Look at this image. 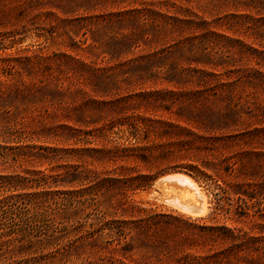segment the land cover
<instances>
[{
    "label": "rangeland",
    "instance_id": "1",
    "mask_svg": "<svg viewBox=\"0 0 264 264\" xmlns=\"http://www.w3.org/2000/svg\"><path fill=\"white\" fill-rule=\"evenodd\" d=\"M254 3L0 0V264H104L89 244L98 214L74 192L95 150L130 134L169 170L128 192L134 208L117 217H206L217 191L196 160H224L232 204L231 192L250 198L248 217L227 224L258 239L232 262L264 264V11ZM175 173L199 186L204 215L165 203L156 182Z\"/></svg>",
    "mask_w": 264,
    "mask_h": 264
},
{
    "label": "trees",
    "instance_id": "2",
    "mask_svg": "<svg viewBox=\"0 0 264 264\" xmlns=\"http://www.w3.org/2000/svg\"><path fill=\"white\" fill-rule=\"evenodd\" d=\"M254 4L264 11V0H255ZM137 141L130 134L121 145L95 150L94 167L81 173L86 185L74 193L88 200L98 214L90 224L89 244L94 257L104 264H222L224 259L225 264H233V260L240 259V253L249 250V245L258 239L242 228L227 224V221L237 223L248 217L247 201L250 200L246 194L231 192L237 196L235 204L231 202L227 189L230 182L225 177L235 173L233 163L196 160L200 163L198 172L207 180H215L213 187L217 191L213 210L206 217L183 219L156 214L153 218L126 219L116 216L118 210L127 212L134 208L128 202V192L144 188L169 170L158 166L163 158L153 153L155 144L134 148ZM165 155L171 156V153ZM151 160L156 164L152 165ZM205 171L212 172L214 178L205 176ZM135 253L139 258L133 257Z\"/></svg>",
    "mask_w": 264,
    "mask_h": 264
},
{
    "label": "bare ground",
    "instance_id": "3",
    "mask_svg": "<svg viewBox=\"0 0 264 264\" xmlns=\"http://www.w3.org/2000/svg\"><path fill=\"white\" fill-rule=\"evenodd\" d=\"M156 185L164 191V201L170 207L190 216L204 215L206 211L204 194L200 193L199 186L191 177L183 173L170 174L166 178H160Z\"/></svg>",
    "mask_w": 264,
    "mask_h": 264
}]
</instances>
